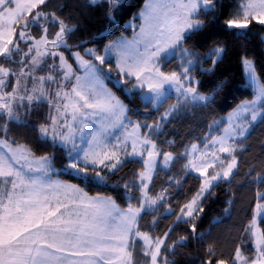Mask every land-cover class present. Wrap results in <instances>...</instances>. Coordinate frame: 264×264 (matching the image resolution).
Listing matches in <instances>:
<instances>
[{"label":"snow or ice","instance_id":"snow-or-ice-1","mask_svg":"<svg viewBox=\"0 0 264 264\" xmlns=\"http://www.w3.org/2000/svg\"><path fill=\"white\" fill-rule=\"evenodd\" d=\"M100 2L88 0L92 6ZM103 2L108 6V19L117 22L114 12L122 0ZM47 3L0 0V264H138V243L143 264H174L169 256L189 239L180 236L168 244L175 225L187 224L192 239L205 240L208 233L198 232L194 222L203 211L201 203L219 183L231 182L238 168L237 152L244 150L240 147L243 139L258 120L264 123V83L254 62L243 60L254 98L229 113L222 132L207 139L202 149L192 144L179 154L189 157L183 166L185 175L195 172L202 179L199 190L176 212L167 200L166 188L150 194L158 171L178 159L172 152H163L154 137L163 122L179 110L181 101L208 103L212 99L192 86L191 66L196 55L184 44L203 29L205 21L200 17L215 12L217 0H145L134 17L140 24L133 25L139 31L132 39L122 37L105 45L103 51L93 47L73 51L75 67L60 50L68 48L77 26L68 23L71 17L45 11ZM253 21L264 25V0H240L224 25L245 30ZM54 27L58 30L52 36ZM34 30L39 34L34 35ZM223 51L217 47L213 53L219 57ZM113 56L121 81L134 77L133 88L147 86L142 96L145 107L150 104L158 110L173 91L177 103L152 124L132 122L127 106L105 87V68L113 71ZM177 56L181 59L178 70L163 71L161 65ZM216 62L213 59V65ZM46 64L47 74L37 75ZM45 102L49 113L37 131L43 140L50 139L53 146L58 144L66 151L65 171L87 179L92 173L97 181H103L106 177L101 169L115 172L125 163L142 161L133 180L123 185L129 201L126 208L110 196H89L75 184L52 180L51 156L36 157L29 147L8 137L9 123L22 122L20 109L30 111ZM114 130H121L120 134ZM113 136L115 139H110ZM161 153L162 160L158 159ZM168 179L179 186L175 177ZM251 182L257 191L252 217L244 228L248 240L237 245L229 259L217 256L215 245L208 244L201 264H264V191L260 190L264 173L251 177ZM134 199L136 205L131 202ZM161 206L175 221L163 236L154 237L150 231H142L139 223L143 214ZM158 219L153 217V226Z\"/></svg>","mask_w":264,"mask_h":264},{"label":"trees","instance_id":"trees-1","mask_svg":"<svg viewBox=\"0 0 264 264\" xmlns=\"http://www.w3.org/2000/svg\"><path fill=\"white\" fill-rule=\"evenodd\" d=\"M144 2L145 0H122L121 6L114 12L117 22L108 19V6L103 0L95 6L90 5L88 0H48L44 10L56 12L61 18L71 17L68 23L77 27L68 39L70 49L78 48L79 45H82L79 47L82 49L88 44H93L102 50L106 40L119 33H132V29L126 26L125 22L137 17L135 15ZM237 5L238 0H217L215 12L202 14L200 17L205 21L203 29L192 34L184 44V47L196 55L191 66V74L197 79L196 88L212 97L211 101L188 105L181 103L179 110L163 122L161 132L154 137L163 151L173 152L178 159L168 169L161 168L158 171L150 185V194H158L161 189L166 188L169 193L167 200L171 202L176 212L199 190L201 182V177L193 172L185 175L183 166L187 162V156L180 157L179 154L193 143H198L202 147L207 139L221 132L226 125L224 115L241 100L253 96L254 92L244 75V58H250L254 62L257 74L264 83V25L253 21L245 30L228 29L224 25V20L236 11ZM57 29L58 27L51 28V35ZM106 29L108 32L104 33ZM38 34V31L34 30V35ZM217 47H222L224 51L213 65L215 58L213 50ZM180 64L179 56L170 57L162 69L178 70ZM111 66L114 68L113 61ZM209 69L211 71H208ZM46 73L47 65L44 66V71L38 72ZM106 83L126 104L128 116L140 120L142 124H152L159 120L164 108L172 99V97L167 99L157 110L150 104L145 107L142 90L132 88L133 79L117 84L112 77H106ZM48 113L49 106L46 102L33 106L30 111L25 109L23 114L20 112L22 122L9 123L8 137L29 147L35 156L50 155L53 176L83 188L88 194L110 196L120 207H127L129 201L123 185L133 180L134 174L142 168V161L125 163L115 172L101 169L106 177L103 181H97L92 173L91 179H87L82 174L65 171L66 151L58 144L53 146L50 139L43 140L37 131ZM2 122L3 120H0V124ZM169 141L172 143L169 144ZM241 148L244 150L237 152L238 168L231 182L219 183L200 205L203 211L194 222L198 232L208 233L205 240L200 242L192 239L189 225L184 223L175 225L167 243L171 244L180 236H189V239L184 247L176 249L174 256H169L174 264H201V261L206 259L205 249L208 244L215 245L217 256L223 255L229 259L236 246L248 240L244 228L252 217L257 191V185L251 182V177L257 173H264V123L259 120L256 122L243 139ZM250 169L251 176H246ZM169 176L179 180V186L175 181H169ZM260 190L264 191V186H261ZM136 196H139V192ZM131 202L133 205L137 204L135 199ZM225 209H228L227 213ZM154 216L159 217L155 226L152 224ZM174 221L175 216L167 215L165 207L161 206L158 211L143 214L139 226L142 231H150L153 236H163ZM261 227H264V224ZM247 247L251 248L250 243ZM246 254L250 256L251 252Z\"/></svg>","mask_w":264,"mask_h":264},{"label":"rangeland","instance_id":"rangeland-1","mask_svg":"<svg viewBox=\"0 0 264 264\" xmlns=\"http://www.w3.org/2000/svg\"><path fill=\"white\" fill-rule=\"evenodd\" d=\"M145 3V2H144ZM240 3V0H238V4ZM143 6H144V4H143ZM143 6L141 7V9L143 8ZM140 9V10H141ZM140 10L136 13V15L135 16H138V14H139V12H140ZM140 24V20L139 19H134L133 17L132 18H130V19H128L126 22H125V25L126 26H128V27H130L131 29H132V33L131 34H125V33H119V34H117V35H115L114 37H112L111 39H108V40H106L105 41V43H104V45H103V47H102V50L101 51H103V49H104V47H105V45H108V44H111V43H114V42H116V41H118L120 38H125V39H132L133 38V36H134V32H137V31H139V28L138 27H133V25H136V26H138ZM58 30V29H57ZM56 32V31H55ZM55 32L53 33V35L52 36H54V34H55ZM108 32V29H106L105 31H104V33H107ZM263 39H264V34H263ZM88 47H93V48H96V46L95 45H93V44H88V45H86V46H84L83 48H88ZM83 48L82 49H79V48H72V49H70V45L68 44V48H62L60 51H62L63 53H64V55L66 56V57H68V59H69V63H73L74 64V61H73V59H72V52L73 51H77V50H79V51H83ZM220 48H222V47H220ZM67 49H69V50H67ZM220 57V56H219ZM219 57H216L215 56V58L214 59H218ZM245 59V58H244ZM243 59V60H244ZM247 59H249V60H251L250 58H247ZM111 61H113V64H114V68H113V71L111 72V73H109L108 71H107V68H105V87L106 88H108L109 90H111L113 93H114V91L107 85V83H106V77H112L113 79H114V81L117 83V84H120L121 82H123V81H121V77L120 76H117V74H118V70H116L115 69V64H116V59H115V57L113 56L112 58H111ZM48 62L49 63H51V57H49L48 58ZM180 62H181V59H180ZM57 63H58V58H57ZM47 65V64H46ZM74 67H75V64H74ZM161 67H163V64L161 65ZM163 70V69H162ZM243 70H244V75H245V69H244V65H243ZM164 71V70H163ZM165 72H169V71H165ZM47 74V73H46ZM46 74H38L37 73V75H46ZM78 74H83L82 72H80V73H78ZM258 75V74H257ZM191 76H192V86H194V87H196L197 86V79L191 74ZM245 78H246V75H245ZM129 79H133L134 80V83H133V85L136 83V81H135V78L134 77H132V78H129ZM119 82V83H118ZM187 83V82H186ZM133 85H132V88H133ZM252 88V87H251ZM133 89H141V88H139V87H136V88H133ZM142 90V92H141V94H142V96L144 95V94H146L147 93V86H145L143 89H141ZM253 90V89H252ZM198 91V90H197ZM199 92V94H201V95H207V96H209L208 94H206V93H202V92H200V91H198ZM115 94V93H114ZM116 95V94H115ZM117 96V95H116ZM118 97V96H117ZM170 97H172V99L170 100V103L167 105V107L166 108H164V111H163V113H162V115L165 113V111L167 110V109H170L173 105H175L176 103H177V97H176V93L173 91V92H171V95H170ZM174 98V99H173ZM254 98V93H253V96L251 97V98H245V99H243V100H241L232 110H230L228 113H226L225 115H224V119H225V121H226V124H227V118H228V115H229V113H231V112H233L236 108H237V106L238 105H240V104H242L244 101H248V100H252ZM121 100V99H120ZM124 103V102H123ZM181 103L184 105V104H186V105H188V104H190V103H192V104H201V103H204L203 101H199V102H193V101H188L187 103H184L183 101H181ZM125 104V103H124ZM164 104V103H163ZM126 105V104H125ZM25 111V109L24 108H22V109H20V112H21V114H23V112ZM130 118V120L132 121V122H137V121H139L140 123H141V121L140 120H134L133 118H131V117H129ZM3 123V122H2ZM1 123V124H2ZM217 123H218V121H217ZM226 126V125H225ZM224 126V127H225ZM223 127V128H224ZM223 128L221 129V132H222V130H223ZM114 131H116V133H117V135H119L120 134V131L121 130H114ZM142 131H144V129H142ZM146 131V130H145ZM110 139H115V137L113 136V137H111ZM193 144H197L198 145V148H200V149H202L203 148V146L201 147V146H199V144L198 143H193ZM192 145V144H191ZM191 145H190V147L188 148V149H190L191 148ZM159 147V146H158ZM240 147H241V145H240ZM160 148V147H159ZM161 149V148H160ZM129 150H131L130 149V146H129ZM163 151V150H162ZM163 152H171V151H169V150H165V151H163ZM173 153V152H172ZM45 155H47V154H45ZM174 155V154H173ZM222 157H225L226 156V154H223V153H221L220 154ZM50 156V155H49ZM175 156V155H174ZM158 159H160V160H162L163 159V155H162V153H161V155L158 157ZM189 159V157H187V160ZM52 165V164H51ZM218 170V169H217ZM210 172L212 171V169H210L209 170ZM53 167H52V172L50 173V178L52 179V180H59V181H62V182H64L63 180H61V179H59V178H57V177H55V176H52L53 174ZM193 173H195V172H193ZM195 174H197L198 175V173H195ZM202 179V178H201ZM66 183V182H65ZM68 184H70V183H68ZM89 196H98V195H92V194H88ZM121 208H126V207H121ZM155 237V236H154ZM135 256H136V260H137V262H138V264H143V258H142V253H141V246H140V244L138 243L137 244V246H136V252H135Z\"/></svg>","mask_w":264,"mask_h":264},{"label":"crops","instance_id":"crops-1","mask_svg":"<svg viewBox=\"0 0 264 264\" xmlns=\"http://www.w3.org/2000/svg\"><path fill=\"white\" fill-rule=\"evenodd\" d=\"M36 157H39V156H36ZM53 176V175H52ZM100 196V195H99ZM247 255V254H246Z\"/></svg>","mask_w":264,"mask_h":264}]
</instances>
